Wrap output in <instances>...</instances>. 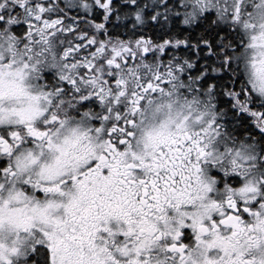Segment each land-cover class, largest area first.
I'll return each mask as SVG.
<instances>
[{
	"label": "snow or ice",
	"instance_id": "1",
	"mask_svg": "<svg viewBox=\"0 0 264 264\" xmlns=\"http://www.w3.org/2000/svg\"><path fill=\"white\" fill-rule=\"evenodd\" d=\"M0 264H264V0H0Z\"/></svg>",
	"mask_w": 264,
	"mask_h": 264
}]
</instances>
